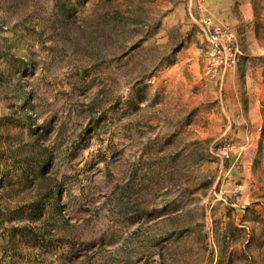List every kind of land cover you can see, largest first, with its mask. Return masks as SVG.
<instances>
[{"label": "rangeland", "instance_id": "rangeland-1", "mask_svg": "<svg viewBox=\"0 0 264 264\" xmlns=\"http://www.w3.org/2000/svg\"><path fill=\"white\" fill-rule=\"evenodd\" d=\"M0 264H264V0H0Z\"/></svg>", "mask_w": 264, "mask_h": 264}, {"label": "built area", "instance_id": "built-area-1", "mask_svg": "<svg viewBox=\"0 0 264 264\" xmlns=\"http://www.w3.org/2000/svg\"><path fill=\"white\" fill-rule=\"evenodd\" d=\"M206 23L205 38V75L216 81L222 80L226 71L235 66L239 59V48L236 30L229 24L212 23L211 19ZM218 150L223 156L228 157L230 145L224 143Z\"/></svg>", "mask_w": 264, "mask_h": 264}]
</instances>
